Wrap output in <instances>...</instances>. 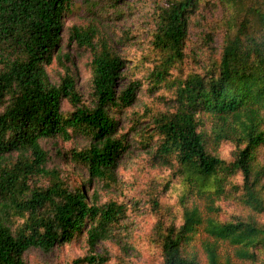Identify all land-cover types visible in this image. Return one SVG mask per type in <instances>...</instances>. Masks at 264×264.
Here are the masks:
<instances>
[{"label":"trees","instance_id":"obj_1","mask_svg":"<svg viewBox=\"0 0 264 264\" xmlns=\"http://www.w3.org/2000/svg\"><path fill=\"white\" fill-rule=\"evenodd\" d=\"M73 1L0 0V264H26L30 250L51 252L78 236L94 250L128 214L124 204L101 205L45 169L41 140H70L71 131L91 140L69 153L72 161L92 179L116 183L119 158L129 149L116 138V116L137 102L143 86L131 80L120 90L126 61L93 26L72 30L93 53V102H83L70 77L50 82L45 66ZM153 3L138 7L151 13L155 60L145 59L153 65L147 71L133 68L148 75L152 89L168 88L174 107L137 116L158 138L157 157L186 181L179 219L156 228L162 264H264V0ZM190 61L199 70L185 74ZM64 99L74 109L68 115ZM225 145L235 149L231 160L219 154ZM48 175V187L32 186ZM225 202L239 214L223 220Z\"/></svg>","mask_w":264,"mask_h":264},{"label":"rangeland","instance_id":"obj_2","mask_svg":"<svg viewBox=\"0 0 264 264\" xmlns=\"http://www.w3.org/2000/svg\"><path fill=\"white\" fill-rule=\"evenodd\" d=\"M155 0H74L63 17L62 40L53 53L51 64L46 71L53 85H60L64 78L70 77L87 105L93 102L91 63L93 53L80 47L72 37L75 27H96L100 35L107 37L116 52L126 61L125 77L120 81V90L126 88L131 80H139L143 86L138 91L137 102L129 109L117 114L118 128L116 138L125 139L129 145L122 154L116 170L117 182L110 184L92 179L81 166L75 164L71 151L82 150L91 144L85 136H75L66 140L62 137L41 140V146L48 154L46 171L56 175L71 189L84 187L92 201L99 204L117 202L128 209L127 217L115 227L108 240L100 241L91 249L88 237L78 236L71 243L56 247L51 252L32 249L24 256L26 264H88L81 262L86 257L99 259L97 264H162V252L157 244L156 228L160 220L177 221L181 211L180 202L186 188V181L176 165H165L157 157L158 138H152L154 131L149 129V121L139 119L148 112L173 111L174 102L168 88L152 89L147 81L148 75L140 73L149 61L154 62L152 47L153 20L150 11L139 9V4L155 6ZM158 1V0H157ZM116 12V13H115ZM210 14V11H208ZM199 43L195 48L199 47ZM202 53L195 60L200 61ZM145 62V63H144ZM145 64V65H144ZM196 67L193 61L187 63L185 74ZM74 111L70 101L64 99L62 112L68 115ZM232 145L219 149V154L231 160L234 154ZM18 154L13 155L16 160ZM51 176L36 177L32 186L46 188ZM236 183L242 184V178ZM158 202L159 205H156ZM222 219L238 215V206L232 202L222 204Z\"/></svg>","mask_w":264,"mask_h":264}]
</instances>
